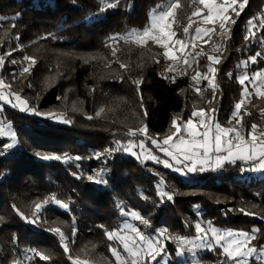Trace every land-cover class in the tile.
Masks as SVG:
<instances>
[{
  "label": "trees",
  "instance_id": "1",
  "mask_svg": "<svg viewBox=\"0 0 264 264\" xmlns=\"http://www.w3.org/2000/svg\"><path fill=\"white\" fill-rule=\"evenodd\" d=\"M170 2L0 0V17L4 18L0 20V57L4 60L0 78L10 86L12 94H19L30 108L41 113L35 115L8 106L0 109V122L10 125L17 140L16 147L5 151L2 146L11 139L0 138V264H28L26 256L32 257L31 264H74L81 258L96 264H114L108 245L120 246L108 241L106 233L119 230L127 220L121 215L122 209L137 211L150 221L148 227L137 223L142 231L156 234L168 229L165 236L170 264H192L190 259L175 256L176 245L171 237L194 236L197 221L249 233L258 228L252 244L264 245V178L247 179L248 171H241L239 161L218 171L182 176L150 159L141 161L123 151H105L115 149L117 141L127 144L129 140L144 139L127 133L145 125L148 136L161 143L174 132L172 120L177 119L179 125L192 118L194 109L207 111L215 107L214 120L231 126L228 121L234 104L241 98L242 86L237 77L245 71L237 64L261 52L262 56L255 64L249 63L246 71L251 74L264 69V30L253 28L256 39L244 40L248 21L255 18L258 25L264 19V0H247L238 18L229 11L236 23L231 25L230 38L222 44L221 63L215 65L219 69L215 99L207 80H201L199 85L191 80L196 70L207 71L206 55L199 58V66L193 63L188 68L180 62L174 71L166 72V65L173 62L165 61L160 55L163 49L157 45L149 42L141 47L109 39L131 29L143 30L151 14L165 9ZM241 2L237 0V10ZM180 3L176 15L186 26L193 10L191 0ZM173 28L183 38V28L175 24ZM213 41L222 43L215 35ZM213 41L197 43L196 51L220 55L212 52ZM26 55L35 60L34 65L23 60ZM13 59L16 64L11 63ZM120 63L127 67L120 68ZM29 65L30 72L21 75L22 67ZM137 80L141 81L139 85L134 83ZM197 86L201 94L195 91ZM250 99L241 110L246 138L253 123L259 131L264 130V98L253 95ZM145 148L171 163L151 139L145 140ZM37 152L60 155L62 159L44 160L37 157ZM77 156L82 159L75 160ZM64 158L70 159L65 162ZM98 172H102L106 184L87 180L89 174L95 176ZM161 179L172 201L158 195ZM53 197L68 204L70 210L48 205L54 203ZM36 204L41 208L37 209ZM21 213L26 219L21 218ZM33 218L36 223H29ZM53 228L66 236L68 253L58 234L51 231ZM31 249L49 259L42 261L32 251H26ZM198 259L200 264H221L220 249L200 252Z\"/></svg>",
  "mask_w": 264,
  "mask_h": 264
},
{
  "label": "snow or ice",
  "instance_id": "2",
  "mask_svg": "<svg viewBox=\"0 0 264 264\" xmlns=\"http://www.w3.org/2000/svg\"><path fill=\"white\" fill-rule=\"evenodd\" d=\"M236 4L237 0H219V2L218 0H191L193 10L187 18V25L182 26L176 15V10L181 8L180 0H171L164 10L154 11L151 14L150 22L143 30L131 29L126 34H117L109 39L112 41L124 40L125 43H134L141 47L148 46L149 42L157 45L163 49L160 55L163 56L165 61L173 62L166 65V72L174 71L175 65L179 64L180 60H183V64L188 68H191L193 63L199 66V58L206 55L208 61L206 66L207 71L202 73L196 70L195 74L191 76V80L196 82L197 85H199L201 80H207L208 86L211 87L213 92V99H215L216 91L219 87L216 82V74L219 69L215 65L221 63V56L224 51L222 44L226 42L227 38H230L231 25L236 23V20L229 13V9L238 18L247 4V0H242L239 4V10L233 7ZM111 6L110 4L109 7ZM193 17L198 18V20H194ZM3 19V17H0V20ZM174 24L177 28H183V38L177 37V32L173 28ZM200 24L212 25V27H201ZM193 25L196 26L193 31H190V29H193ZM217 25L219 31H217ZM253 28L264 30V19H261L258 25L255 23V18L248 21V31L244 36L246 42L250 38L256 39V33L252 31ZM214 35L219 36L222 43L213 41ZM205 37L207 39H204ZM197 40L203 43L213 41L211 50L212 52H219L220 55H207L202 49L196 51ZM261 43L264 44V40ZM185 49L188 50L185 51ZM112 55H116L115 48L112 51ZM261 56V52H256L254 55L249 56L247 60H241L237 64V68L245 69V71L237 77L239 85L242 86L240 92L241 98L234 104V110L228 121L231 126H222L218 121L214 120L217 111L215 107H209L207 111L204 108L194 109L191 113L192 118H189L187 121H183L178 125L177 119L172 120L174 132L164 138L162 143H158L156 139L148 136L147 126L145 125L136 131L129 130L127 133L130 137H135L139 133L144 139H140L139 141L129 140L127 144H121V142L117 141L115 149H106L105 151H123L139 159V155L133 149L139 148L141 152H144L145 140L151 139V143L162 151L166 157H169L172 162L170 163L168 159L161 160L158 156L152 155L150 151L144 158L156 163H162L164 167L170 168L182 175L203 173L209 170L218 171L226 164L235 165L238 161L241 164L242 172L253 171L264 174V130H260V135L257 136L256 133L259 126L253 123L251 131L248 133L249 138L246 139L241 130L243 117L240 116L242 107L246 105V101L248 103L251 102L250 98L253 94L264 98V69L251 74L246 71L249 63L255 64ZM23 60L31 61L32 65L35 64V60L27 55L23 57ZM155 62L159 63L160 61L157 59ZM3 63L4 60L0 57V67L3 66ZM11 63L16 64L17 61L13 59ZM30 67L31 65L22 67L21 75L29 73ZM126 67L127 65L120 63V68L125 69ZM184 74H186V69L184 70ZM227 75L231 78L232 73L229 72ZM164 78L168 79L169 77L165 76ZM171 79L174 82L175 77L173 76ZM134 83L139 85L141 81L137 80ZM3 87L4 81L0 78V88ZM249 87L253 89L252 92L249 91ZM195 91L201 94V89L198 86L195 88ZM7 96H14L16 103L7 100ZM6 100L13 108L41 115L39 111L30 108L19 94H5L3 91H0V101ZM209 103L211 104V101ZM144 115L146 116L147 113L145 112ZM245 115H250V113L245 112ZM261 117L264 119V109L261 110ZM53 118L62 119V122L65 124L70 123L68 119L63 117L53 116ZM193 118H196V122H194ZM5 136H8L11 142L5 143L2 146V150H10L17 146L16 133L14 131L6 132L4 127L0 126V137ZM174 136L177 137L175 141L173 140ZM36 155L44 160L59 161L62 159L60 155L41 154L39 152ZM96 158H99V154H96ZM64 159L67 162L70 158ZM80 159L82 157H75V160ZM245 165L248 167H244ZM73 175L77 174L74 173ZM77 178L82 177L77 176ZM87 180L97 184L107 183L102 172H98L95 176L89 174ZM163 185L164 181L161 179L157 185L158 195L162 199L163 197H167L168 201H172L173 196L164 191ZM52 200L59 207L70 210L68 204L54 197ZM47 203L48 201L46 200L45 204ZM35 207L40 209L41 205L36 204ZM240 211L244 212V209H240ZM245 214L248 215L250 213ZM20 215L22 219H26L22 213ZM121 215L138 221L145 227L150 226V221L137 211L122 209ZM28 222L36 223V219L33 218ZM194 229L195 235L192 237H182L179 235L171 237L172 242L176 245V257L188 255L192 258V264H200L198 259L200 252L219 248L220 256L222 257L221 264H264V245L257 247L252 244V241L256 239V234L260 231L258 228H253L251 233H249L246 231L217 229L212 226L211 222L204 226L200 221H197ZM51 231L58 234L64 252L68 253L69 247L64 233L59 228H53ZM167 232L168 229L163 228L158 230L155 236L147 235L140 228L125 220L119 230L106 233L108 241L118 242L123 249V252H121L113 244L108 245L111 255L115 258L114 264H161V262L163 264H170V254L167 252V245L165 243L168 239L165 236ZM75 233L76 229L73 227V236H75ZM26 251H32L42 261L49 259L48 255L35 249ZM25 259L28 264H31L32 257L26 256ZM74 264H87V261L77 259ZM177 264H180V262L177 261Z\"/></svg>",
  "mask_w": 264,
  "mask_h": 264
},
{
  "label": "rangeland",
  "instance_id": "3",
  "mask_svg": "<svg viewBox=\"0 0 264 264\" xmlns=\"http://www.w3.org/2000/svg\"><path fill=\"white\" fill-rule=\"evenodd\" d=\"M218 2H219V0H218ZM235 6V5H234ZM233 6V7H234ZM164 10V9H163ZM231 9H229V11H230ZM158 11H160V10H158ZM195 20H198V18H196ZM196 26V25H195ZM194 26V27H195ZM200 26L201 27H212V25H204V24H200ZM194 27H193V29H190V31H193L194 30ZM177 37H178V35H177ZM214 37V36H213ZM204 39H207V37H205ZM210 42V41H209ZM208 42V43H209ZM196 43H200V44H203V45H205V44H208V43H203L202 41H200V40H197L196 41ZM188 49H185V51H187ZM180 62H182L183 63V60H180ZM179 62V63H180ZM6 85V84H5ZM6 87H8V89L7 90H5V87L2 89V88H0V91H3L5 94H8V93H11V89H10V86L7 84L6 85ZM249 91L250 92H252L253 91V89L251 88V87H249ZM253 95H255V94H253ZM252 95V96H253ZM7 100H11L12 101V103H16V101H15V99H14V96H7ZM7 100L6 101H0V109H2L3 108V106H8V107H10V108H12V109H16V110H19L18 108H13V107H11V105L9 104V103H7ZM248 102L246 101V104H247ZM242 109H243V107H242ZM240 116H241V113H240ZM193 120H194V122H196V118H193ZM233 123H235V122H233ZM221 124V123H220ZM0 126H2V127H4V129H5V131L6 132H8V131H12L11 130V128H10V125L8 124H4V123H2V122H0ZM202 130V129H201ZM241 130H242V132H243V129L241 128ZM257 136H259L260 135V131L259 130H257ZM185 135H187L186 133H185ZM136 136H140V134L139 133H137V135ZM8 137V136H7ZM0 138H2V137H0ZM190 138V137H189ZM246 138V137H245ZM177 139V137H173V140L175 141ZM247 139V138H246ZM159 143V142H158ZM162 143V142H161ZM138 155H139V160H141V161H146V159L144 158L145 157V155L148 153V150L145 148V151L144 152H141L140 151V149L138 148V150L137 151H135ZM162 152V151H161ZM163 153V152H162ZM130 154V153H129ZM164 154V153H163ZM131 155V154H130ZM136 157V156H135ZM137 158V157H136ZM169 158V157H168ZM149 160V159H148ZM172 162V161H171ZM172 170V169H171ZM174 171V170H173ZM175 173H177L176 171H174ZM248 174H247V179H262V178H264V174H261V173H259V172H253V171H248L247 172ZM177 174H180V173H177ZM180 175H182V174H180ZM182 176H187V175H182ZM48 205H54V206H58V205H56L55 203H51V204H48ZM127 221H128V223H131V224H134L135 226H137L138 228H139V226L137 225V223H138V221H135V220H132L131 218H129V217H127ZM202 225H204V226H206L207 224H204V223H202ZM218 229V228H217ZM142 231V230H141ZM145 234H147V235H151V236H155L156 234H151V233H148V232H145V231H143ZM129 234H131V233H129ZM114 242V241H113ZM114 243H116V244H118V242H114ZM165 243H166V241H165ZM120 246V245H119ZM117 248H119L120 250H121V252H123V249H122V247L120 246V247H117ZM208 251V250H207ZM203 252H205V251H203ZM202 252V253H203ZM179 258H181V259H183V260H185V258L186 259H190L191 260V262H192V258L190 257V256H188V255H185V256H183V257H179ZM115 259V258H114ZM80 261H87V264H96L95 262H93V261H88V259H85V258H81L80 259ZM161 264H163V262H161Z\"/></svg>",
  "mask_w": 264,
  "mask_h": 264
},
{
  "label": "built area",
  "instance_id": "4",
  "mask_svg": "<svg viewBox=\"0 0 264 264\" xmlns=\"http://www.w3.org/2000/svg\"><path fill=\"white\" fill-rule=\"evenodd\" d=\"M4 87H5V90H7V89H8V87H6V85H5V84H4ZM4 87H3V88H4Z\"/></svg>",
  "mask_w": 264,
  "mask_h": 264
}]
</instances>
